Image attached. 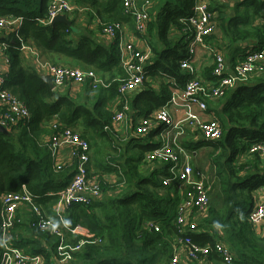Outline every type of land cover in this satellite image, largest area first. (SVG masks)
<instances>
[{
	"label": "trees",
	"instance_id": "obj_1",
	"mask_svg": "<svg viewBox=\"0 0 264 264\" xmlns=\"http://www.w3.org/2000/svg\"><path fill=\"white\" fill-rule=\"evenodd\" d=\"M75 1L84 8L91 9L105 22L126 20L121 0ZM50 2L51 0H0V13L12 18L20 17L22 27L18 31L19 36L25 42L35 44L42 54L57 51L66 59H74L86 68L100 72H109L118 67L120 60L116 44L106 47L79 34L75 36L74 43L71 39L72 27L62 23L42 24L40 20L47 16ZM255 4L264 8V1L257 0ZM195 5L196 0H166L159 12L158 22L151 24L158 31L160 40L165 41L170 27L177 26L181 30L185 28L186 34L182 38L190 42L192 37L187 30L189 24L186 18ZM224 7L226 5L212 7V11H219V21L224 20ZM239 19L250 20L248 14H237L234 18H229L227 26L221 23L227 37L234 40L243 38V35L237 33L238 29L234 28V23ZM260 31L259 28L254 30L255 35ZM183 40L175 37L169 40L173 45L172 50L164 54L156 52L153 64L155 74L162 72L174 79V85L178 82L177 86L180 87H184L190 78L180 66L188 46ZM1 42L8 44L6 56L11 63L6 87L25 102L31 119L20 121L8 134L0 133V225L2 212L6 207L4 195L19 194L25 186L27 192L37 198V204H45L44 199L49 194L51 196L66 188L75 175L77 161L74 163L73 160L70 164L52 162L48 148L43 145V137H47V125L51 126L58 118L63 125L76 132L81 130V126L85 127V130L78 133L90 142L88 132L105 136L104 127L111 119L100 99L91 101L90 105L80 104L70 96H62L56 90H51L41 79V75L24 62L21 44L16 35H5L0 31ZM166 42L168 43L167 40ZM117 85L115 83L110 89L113 94H116ZM161 89L160 94L149 91L139 96L137 106H140L143 115L162 107L170 99L169 86L162 85ZM228 94L224 100L225 118L221 121V140L198 144L212 147L214 151L212 163L217 169L224 198L222 207H211L200 226L220 227L225 234V243L228 242L233 247L231 250L236 254V262L264 264V237L247 218L254 207L253 194L264 185V172L258 168L260 156L250 150L252 145L264 141V76L252 82H242L231 88ZM130 146H120L121 149L116 152L119 153L122 171L119 183L124 186L120 196H107L102 202L97 201L92 206L75 205L70 209L71 224L89 229L102 239V243L87 245L74 254L73 262L60 264H168L178 239L187 244L215 245L208 234L194 238L189 225L196 222L192 221L184 228L188 231L178 236L177 228L182 226L174 224L175 219L177 220V210L174 207L177 200L172 199L170 191L162 189L159 173L147 177L139 172L144 154L136 152L134 148L130 149ZM140 148L146 151L150 146ZM243 156L246 160L241 163ZM58 163H61L62 169H57ZM96 164L105 175L111 174L113 169L108 165L99 162ZM165 176H168L167 173ZM116 188L110 189L102 181L103 191H113ZM57 198L59 197L53 196L51 203ZM151 221L160 223L162 230L156 232L147 227V223ZM20 225L13 231L19 229ZM22 237L16 241L18 247L34 254L48 253L45 264H56L54 253L52 259L51 254L43 247L42 240ZM2 252L0 231V260ZM216 258L213 254L210 260Z\"/></svg>",
	"mask_w": 264,
	"mask_h": 264
},
{
	"label": "crops",
	"instance_id": "obj_2",
	"mask_svg": "<svg viewBox=\"0 0 264 264\" xmlns=\"http://www.w3.org/2000/svg\"><path fill=\"white\" fill-rule=\"evenodd\" d=\"M166 0H150L151 5L148 8V12L151 18V22L148 25L147 31L145 34H140L137 31L136 28V22L134 18L131 15H127L124 12L125 21L116 22V21H103L95 12H92L91 9H86L85 12L81 13L77 16H66L69 22L71 21L72 24V34L71 39L75 43L77 34H79L81 37H87L89 39L95 40L98 43H101L105 45L106 47L117 45L118 46V57L120 60V64H118V67L110 70L109 72H100L93 68H86L81 63L74 59H66L62 54L58 53L57 51H51L47 52L46 54H42L39 48L34 44L25 42L20 36H19V29L22 27V19L20 17H8L4 16L0 13V17L6 19L8 22H10V25L3 26L0 24V31L5 33V35H16L19 39V42L21 44L20 50L23 55L24 62L33 70H36L39 75H48L50 76L43 68L42 64H49V65H61L69 68H79L85 71H93L95 72L98 79H101L104 83H110L113 82V85L115 83H118L117 90L115 91L116 94H113L110 88H105L103 86H99L97 88H94L92 85V80L87 81L84 84L78 85L74 83L73 81H67L64 86H57L55 84V88L51 90H56L60 95L64 96H70L71 98L76 99L79 101L80 104H87L90 105L91 101H98L101 100L102 103L105 105V110L109 112L111 119L110 122L104 127V135H101L96 132H88L89 135V145H90V162L88 163V167L92 173H96V180L99 181L100 188L102 191L101 198L94 201L102 202L107 196H111L112 198L119 197L121 194V190L124 189V186L119 183L120 176L122 175L120 161H119V153H116L118 149H121L120 146H132L134 143L139 144L141 146L150 148L146 151H142L141 153L144 154V157L142 161L140 162L141 165L139 167V172L142 173L145 176H150L151 174L159 173V176L162 180L165 179L168 175V167L169 163H159L158 162H151L147 160V157L149 154L153 152L154 149L160 148L163 144H168L171 146L174 152L180 153V162L179 165H184L187 162L192 165V167L195 170L201 171L205 176V183L210 188L209 196H210V202L208 205L207 210L200 212L197 210H190L186 214L187 221L196 222L194 223L198 228L197 231H193L194 238H197L201 234L209 235L210 239L214 241L215 244V238L216 240H221V242L225 245H227L230 249H233L231 244L228 242L225 243L224 241V232L220 227H217L215 225H205L200 226V222L202 219L207 217L209 214V211L211 207H222L223 205V193L222 189L220 188V180L217 176V169L215 165L212 163V156H205L202 153L205 148L209 149L212 147L206 146H198L199 143H205V142H218L217 141H207L204 139L201 135V132L198 129L199 124H201L204 121H207L211 118H215L221 127V121L223 119L219 118V115L225 114L223 113V107H224V100L229 95V91L231 88L226 89L224 92V95H222L221 98H219L217 101H209L208 102V109L204 111V113H201L199 109L196 106H190L187 104V102H182L180 100H176L177 102L174 103V100H172V94L175 91V89H182L183 87L174 85V79H170L167 75L165 76L162 72L155 74L153 67H154V60H156V56L158 52L159 54H164L166 51L172 50L173 45L172 42L169 43V40L175 39L183 40L182 36H185V28L183 30L177 28V26H171L167 35L166 40H160L158 37V31L155 29V27L151 24L157 23L158 17L160 15V10L163 7ZM257 0H234L231 5L227 3L225 0H196V4L204 3L208 5V10L212 12L215 15V29L212 34L207 36L205 38L206 47H197L196 48V59L191 64L190 69H182L181 70L186 73H188V76L190 77L188 81L191 80H200L204 86H212L215 85L218 82V78L212 76V72L215 68V62L216 57H214L213 53H217L219 55H223V57L226 58V69H225V75H229L232 73L233 68L240 63V61L244 60L249 53L258 52L259 50L264 48V8H261L260 4H255ZM264 1V0H259ZM145 0H137V3L139 6L144 5ZM214 5H226V7L223 8L225 14H224V20L219 21L221 18V15L219 11L213 10L212 7ZM124 8V7H123ZM211 8V9H210ZM193 12L190 13V15ZM237 14H248L249 21H244L243 19H239L234 23L235 30L238 29V34L243 35V38H239L234 40L231 37H227L225 35L224 31L221 28V23H223L225 26H227V22L229 18L233 17ZM48 15H49V8L47 16L40 20L42 24L45 25H52V21H48ZM189 15V16H190ZM58 16V15H57ZM188 16V17H189ZM55 18V17H54ZM53 18V19H54ZM52 19V20H53ZM183 22V21H182ZM61 23V22H56ZM115 23H121L122 29L118 30V35L116 38L111 37L109 34L104 32L105 27L108 25H113ZM63 24V23H62ZM238 24V25H236ZM55 25V23L53 24ZM66 25V24H65ZM67 27L71 28L70 26L66 25ZM261 29V33L258 35H255L254 30ZM185 39V38H184ZM208 39V41H207ZM125 42H132L134 44V51L135 53H144L146 51H150V57L149 60L146 62L144 66V78L145 81L142 84V86L129 91L126 94H122L119 92V84L128 79V76L130 74L129 68L127 66L128 61L134 59L130 58V55L121 53L120 47L121 43ZM184 41V40H183ZM189 44V41H184ZM23 47H26L27 49H23ZM188 47L183 53L184 60L181 62L184 63L186 60V57L188 56ZM0 48L2 49V52L0 54V74L5 78L9 73L10 64L9 60L6 56V51L8 48V44L5 42L0 43ZM174 53L176 54L177 51L175 49ZM181 66V65H180ZM90 69V70H89ZM264 76L263 73H257L253 74L248 77L246 82L248 81H254L256 79H259L260 77ZM51 78V76H50ZM113 78V80L111 79ZM43 80V79H42ZM52 80V78H51ZM45 81V80H44ZM46 82V81H45ZM47 83V82H46ZM48 84V83H47ZM7 85V81H6ZM5 85V87H6ZM49 85V84H48ZM162 85L169 86L168 94H170V99L167 100L162 107L150 112L148 115H143L140 106H137V100L139 96L146 94L147 92L151 91L157 94H160L162 92ZM50 86V85H49ZM177 86V87H176ZM174 88V89H173ZM6 89L12 93L7 87ZM110 90V91H109ZM13 94V93H12ZM13 96L17 97L19 100L20 97L18 95L13 94ZM23 104L26 106L25 102L21 100ZM168 106L170 114H172L174 124L173 127L167 128L165 131V134L162 135L163 128L159 126L156 130L146 134H137L135 131L136 126L140 125L143 120L147 119L150 114ZM27 107V106H26ZM28 108V107H27ZM29 110V109H28ZM30 113V111H29ZM122 114L124 116L123 121L120 123L115 124L113 117L115 114ZM195 115V119H191V117ZM31 119V114L30 117ZM225 118V117H223ZM27 120H20V121H28ZM18 121L17 124L20 122ZM13 125L11 127H5L8 131L12 127L17 126ZM55 124L59 126L60 129L69 128L72 131V129L69 126L63 125L58 118L54 120L52 125H47V132H46V138L43 137V145L48 148L50 155L52 156V162L55 163L56 161L61 162H67V164L72 163L71 154L69 153V150H63L62 155L64 159H61L54 155L53 149H52V143L51 139L53 136V133L55 134L56 130L54 129ZM1 125V124H0ZM81 130H85V127H80ZM222 129V128H221ZM81 130H78V132L81 133ZM76 132V131H75ZM77 132V133H78ZM79 134V133H78ZM80 135V134H79ZM223 136V135H222ZM222 138V137H221ZM86 140V139H85ZM88 141V140H87ZM261 143H264V141H261ZM261 143H256L254 145H259ZM252 145V146H254ZM190 149H194L195 153L193 154ZM251 149V148H250ZM184 152V153H181ZM212 152V151H210ZM252 153V152H251ZM258 154L260 156V162H258L259 170L264 172V154L263 153H253ZM197 161L198 166H203L205 168L196 167L195 163ZM116 159V160H115ZM246 158L243 156L241 159V163L245 162ZM78 160L75 158L74 163ZM102 163L104 165H108L112 170L110 175H105V173L101 170L98 164L96 163ZM61 164V163H58ZM77 170V166H76ZM90 173V172H89ZM100 173V174H99ZM91 174V173H90ZM93 175V176H95ZM75 176V175H74ZM73 176V178H74ZM105 176V177H104ZM102 181L105 182L104 186L112 189L116 188L115 190H102ZM70 184V183H69ZM263 188H260L257 192L253 194V209L256 207V204L261 200L262 194H263ZM162 189H166L170 191V194H176L177 197V204L175 206L177 210V217L179 215V206L183 199V191L179 189V184H173L172 186H169V188H165L162 186ZM21 194H28L32 200H29L26 204L19 207L18 210L15 212V218L13 223L12 231V237L20 239V236H23L22 238H38L42 240V245L45 249L48 250V252L51 254L53 259V253H54V259L56 264H60L59 258L62 256L58 255V246H64V245H70V246H76L77 243L81 240H88L92 243L86 244L83 247L87 245H95L102 243V239L100 237L95 236L90 232L89 229L77 225L76 226L71 224V221L69 219L71 215L70 209L72 207L63 208L59 198L57 200H53V203H51V196L49 194L48 197H46L44 200L45 204H37V198L33 196L32 194L28 193L26 190V187H22V191L19 192ZM167 193V192H162ZM18 194V193H16ZM163 195V194H162ZM58 197V196H57ZM93 203V204H94ZM51 204V207H50ZM91 205H85V204H76V205H82L85 207L92 206ZM54 205V206H53ZM51 209V211H50ZM252 209V210H253ZM251 210V211H252ZM250 211V212H251ZM60 215H65L67 219L59 218ZM244 219L243 217H241ZM248 218V216H247ZM50 221L54 225V228L51 227V230H42L40 229V223L43 221ZM155 224L160 225L157 221H152ZM150 223V222H148ZM147 223V224H148ZM177 224V220L175 219L174 224ZM21 224V225H20ZM20 225L19 229H13ZM57 230H60V235H57L55 232ZM162 230V227H161ZM188 230L184 233H186ZM258 233L262 232V237H264V226L257 228ZM177 234L179 236V231L177 228ZM92 237V238H91ZM195 240V239H194ZM19 241V240H18ZM179 243V239H178ZM175 244L174 252H187L184 248H180L179 245ZM183 243V242H182ZM195 244V243H193ZM185 247V243H183ZM200 246H208V245H201L200 243L197 244ZM214 246V245H211ZM83 247H81L83 249ZM22 248V247H21ZM56 248V249H55ZM29 255H33L35 257H40L41 259H46V256L48 253H39L34 254L27 252ZM77 253V252H76ZM75 254V253H74ZM74 254H72V258L74 257ZM213 255V254H212ZM216 255V254H214ZM217 256V255H216ZM211 258V255L209 256V259ZM213 264H222L220 263L219 258L211 260ZM241 264V263H240Z\"/></svg>",
	"mask_w": 264,
	"mask_h": 264
},
{
	"label": "built area",
	"instance_id": "obj_3",
	"mask_svg": "<svg viewBox=\"0 0 264 264\" xmlns=\"http://www.w3.org/2000/svg\"><path fill=\"white\" fill-rule=\"evenodd\" d=\"M121 1L125 14L131 15L134 18L137 31L140 34H145L151 22L148 12V8L151 5L150 0H145L143 6H139L137 0ZM49 5V22L57 15L77 16L86 10V8L77 4L75 0H51ZM192 12L186 18L189 24L187 30L192 38L188 44V56L184 63L181 64L182 69L191 68V64L196 59V48L202 46L207 48L205 38L212 34L215 29V15L208 10L207 4L202 2L196 4ZM0 24L7 26L10 25V22L0 17ZM121 29L122 24L115 23L105 27L104 32L116 38L118 30ZM23 49L27 48L23 47ZM120 50L121 53H128L130 58L135 60V62L133 60L128 61L127 66L130 74L128 79L119 84V92L126 94L142 86L144 83L146 79L144 78V66L149 60L150 51L142 54L135 53L134 44L125 41L121 43ZM1 52L2 49L0 48V54ZM213 54L216 57V62L212 76L217 77L219 79L218 82L212 86H204L197 79L187 81L182 89H175L171 101L174 100V103L177 102L176 100L187 102L188 105L196 106L201 113H204L208 109V102L217 101L224 95L226 89L236 87L238 84L245 82L253 74L264 72V48L258 52L247 54V57L240 61L229 75H225L226 58L216 52ZM42 68L59 87L64 86L67 81H73L81 85L89 80H92L94 88L100 85L105 88L112 86L111 82L104 83L101 79H98L92 70L85 71L79 68H69L54 64H42ZM5 85V78L0 74V124L4 127H11L16 125L20 120L30 119V113L23 102L13 96L6 89ZM195 118V115L191 117V119ZM123 119L124 116L120 113L115 114L113 117L115 124L120 123ZM173 124L172 114H170L169 108L166 106L150 114L147 119L136 126L135 131L137 134L146 135L161 126L163 131L160 137H162L167 128L173 127ZM54 129L56 132L51 139L54 155L61 158L63 157V150H69V153L72 155L71 159L74 160L76 158L78 160L74 178L66 188L59 191L62 194V196H59L62 207L67 208L75 204H93L95 200L101 198L102 191L99 181L95 179L96 176H91L89 173V142L69 128L59 130V126L55 124ZM198 129L202 137L207 141L220 140L223 135L220 124L215 118L202 122L199 124ZM250 150L252 153L264 154V143L251 146ZM181 153L184 152L181 151ZM147 160L153 163L158 161H162L159 163H169L168 176L162 180L161 184L165 188H169L173 184H179V189L183 191V199L180 203L179 215L177 217V223L182 226L178 227L179 236H181L186 231L184 228L189 222L186 218L188 211L194 209L203 212L208 208L210 188L205 183V176L201 171L195 170L188 162L182 166L179 165L180 153L174 152L168 144H163L160 148L154 149L147 157ZM61 168L62 165L58 164L57 169ZM3 200L6 203V207L2 212L3 216L0 225L1 246L3 250L0 264H45V259L29 255L23 248L18 247L16 245L18 238L12 237L11 229L13 228L15 211L29 200H32L31 197L27 193H8L4 195ZM248 220L255 228L264 226V188L262 198L248 215ZM189 226L191 230L197 231L198 227L194 223H191ZM51 227L54 228V225L48 220L40 223V229L44 231L51 230ZM147 227L154 229L156 232L161 231V227L152 221L147 224ZM59 231L57 230L55 233L60 235ZM90 240H81L76 246H58L59 257L60 255L62 256V258L60 257V262H73L72 254L82 249L81 247L84 245L92 243ZM214 240L216 241L214 246L185 243L187 245L185 247L181 239H179V247L184 248L187 252H174L168 264H213L209 259V256L212 254H216L222 264H240L236 262V254L227 245L223 244L221 240H216V238Z\"/></svg>",
	"mask_w": 264,
	"mask_h": 264
},
{
	"label": "rangeland",
	"instance_id": "obj_4",
	"mask_svg": "<svg viewBox=\"0 0 264 264\" xmlns=\"http://www.w3.org/2000/svg\"><path fill=\"white\" fill-rule=\"evenodd\" d=\"M225 1H227V3L229 4V5H231V3H233L234 2V0H225ZM223 117H225V114H221V115H219V118L220 119H223ZM89 142V141H88ZM140 144H139V142H138V144H136V143H134V145H132V146H130V149H132V148H134L135 149V151L136 152H142V149L140 148ZM190 151L194 154L195 153V151H194V149H190ZM210 151H212V152H210ZM203 154H204V157L205 156H213L214 155V151L212 150V148H209V149H206L205 148V150L202 152ZM194 160H195V158H194ZM196 161V160H195ZM195 166L196 167H200V166H198V164H197V161H196V163H195ZM200 168H205L204 167V165L203 166H201ZM62 169V168H61ZM89 172L91 173V176H93V175H95L96 173H92L91 171H90V169H89ZM100 174V173H99ZM95 176H98V175H95ZM105 177V176H104ZM105 183V182H104ZM56 197V196H62V194H61V192H56V193H52V195H51V197ZM171 197H172V199L173 200H177V195L176 194H171ZM171 203H172V201H171ZM173 204V203H172ZM76 205V204H75ZM75 205H72V206H70V207H74ZM171 206V205H170ZM174 207H175V205H174ZM215 207L216 208H220V207H218V206H216L215 205ZM64 218V219H67V217L65 216V215H60L59 216V218Z\"/></svg>",
	"mask_w": 264,
	"mask_h": 264
},
{
	"label": "water",
	"instance_id": "obj_5",
	"mask_svg": "<svg viewBox=\"0 0 264 264\" xmlns=\"http://www.w3.org/2000/svg\"><path fill=\"white\" fill-rule=\"evenodd\" d=\"M56 22H61V23L66 24V25H68V26H70V27H71L72 24H73L71 21L69 22V20L67 19V17L64 16V15H58V16H56V17L52 20V24H54V23H56ZM42 79L45 80V81L50 85V87H51L52 89L55 88V84L53 83V80H51L50 76H48V75H47V76H46V75H42ZM0 133L8 134L9 131H8L4 126L0 125Z\"/></svg>",
	"mask_w": 264,
	"mask_h": 264
},
{
	"label": "clouds",
	"instance_id": "obj_6",
	"mask_svg": "<svg viewBox=\"0 0 264 264\" xmlns=\"http://www.w3.org/2000/svg\"><path fill=\"white\" fill-rule=\"evenodd\" d=\"M59 255V254H58ZM59 260H60V258H59Z\"/></svg>",
	"mask_w": 264,
	"mask_h": 264
}]
</instances>
